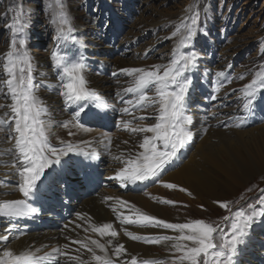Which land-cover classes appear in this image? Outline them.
Segmentation results:
<instances>
[{
  "label": "bare ground",
  "instance_id": "1",
  "mask_svg": "<svg viewBox=\"0 0 264 264\" xmlns=\"http://www.w3.org/2000/svg\"><path fill=\"white\" fill-rule=\"evenodd\" d=\"M192 2L193 0L189 3ZM187 7H185L186 11L180 14L186 23L191 20L190 10ZM176 14L173 10H161L157 12L155 23H153L161 24L163 23L161 21L174 17ZM63 20L60 19V25L66 32V36L62 38L65 61L71 64L84 58L86 69L82 75L85 77V87L95 94L94 99L85 105L86 113L74 119L72 115L74 107L67 106L66 98L60 94L65 90L61 87V83H68L70 78L63 73L62 67L60 69L55 67V62L49 64L41 60L37 64L34 68L36 76L33 84L39 107L46 109V113L42 111L40 117L44 122L43 131L51 145L63 148L66 144H71L74 146V151L65 157L60 165L54 164L47 169L42 181L38 183L39 188L42 183L55 178L56 183L52 191L40 195L38 199L27 201L26 205L5 207L7 201L25 198L16 186L20 179L16 175L18 167L12 166L17 163L18 156V153L14 152L15 137L8 139L11 132L2 128V125H5L4 121L10 119L11 108L8 106L13 103L11 98L5 95L8 89L3 80L7 79V76L2 77L0 94L6 102L3 101L4 104L0 105V129L5 134L3 138H0L2 145L0 146V178L4 176V180L0 179V236H6L8 239L0 240V261L4 264H8L9 261L12 264H81V262L100 264L94 259V252L95 255L111 261V264H130L133 257L136 260L147 258L152 264H168L162 256L163 253L155 252L152 247L154 244L143 240H132L125 233L131 232L146 238L173 237L172 240H162L157 245L171 253L179 252L184 255L183 251H177L172 247L175 243L192 246L190 241L174 239L182 233L178 230L154 227L150 222L139 221V216L150 215L170 223H192L197 220L194 214L203 212L195 205L205 203L215 207L216 201L231 199L235 193L227 192L235 191L238 185H242L253 174L264 170V124L245 130L239 126H235L236 129L233 126L232 129L226 125H210V122L199 127V123L194 121L187 105L184 114L191 119V123L186 121L185 129L191 132V136L187 139L185 147L166 165L160 177L143 182L137 181L135 184L131 181L122 184L113 177H116L117 172L122 168H132L141 164L143 162L141 153L147 150L140 145L146 136L155 135L152 132L135 133L132 129L135 122L146 120L145 122L149 123L148 119H154L155 124L158 123L157 115L160 109L157 112H150L136 103L140 91H144L148 96L149 86L153 85V89H156L158 85L149 84L146 89L127 92L125 90L128 88L136 89L137 82L145 73H124L121 70L152 71L153 66H159L160 75H162L163 70L173 60H178L183 55V46L180 45L175 49L172 59L167 61L160 59L152 65L144 61L147 54L144 49L141 51L142 55L138 62L128 64L119 56L100 58V53H97L95 57H90L85 54L83 36L79 31L80 24L78 23L79 27H76L73 33L67 34V25L61 23ZM69 36L74 39L68 38ZM0 52L3 55V63L0 65L5 74L4 65L7 62L8 51L0 50ZM65 61L61 60V63ZM221 66L223 68L216 71L206 69L202 79V89H207L211 98L219 96L218 93L223 94L222 91L219 92L221 83L229 78L227 61L222 60ZM221 72L224 73L223 76L219 75ZM259 85H264V78ZM198 93V91L195 92L194 96ZM128 100H132L133 104H127ZM146 102L142 103L146 104ZM125 107L129 108L131 114L123 111ZM68 121L71 123L67 128L59 124V122ZM98 125L106 130L99 129L101 127ZM12 128L14 132V121ZM113 128L122 132L111 135L108 130ZM197 131L204 134V137L195 143ZM162 146L163 141L156 142L157 150H162ZM83 163L98 167L100 171L101 185L94 195L88 196L86 192H83V186L89 178L80 179L77 175ZM61 167L64 169L63 173L56 175L57 169ZM64 179L70 180L72 190H76L75 193H64ZM166 183H173L179 187H160H166ZM145 185H149V190L158 194L139 192ZM84 188L88 190V187ZM169 191L171 193H165ZM78 193H82V196L77 202ZM83 193H85L84 196ZM73 194L76 197H72ZM164 199L177 201L178 205L170 206L164 202L167 201ZM200 207L202 208V205ZM32 208H36L37 211H31ZM59 208H66L72 213L71 217L60 221L59 215L54 212ZM9 211L20 214L12 217L4 215ZM255 216L254 231L250 232L246 243L242 246L236 258L237 264H264V218H262L264 210L257 212ZM129 217L139 222L129 224L126 222ZM105 223L113 225V230L117 232L116 237L101 235L94 231V228ZM93 240L104 244L105 248L101 250L95 247L91 244ZM74 241H83L88 247L73 243ZM118 244H123L126 252L116 255L114 250ZM89 247L93 249V252L88 251ZM5 251H11L13 256H4ZM17 256L21 257L19 261L16 260ZM181 263L190 264L188 260H181L178 257L177 264Z\"/></svg>",
  "mask_w": 264,
  "mask_h": 264
},
{
  "label": "rangeland",
  "instance_id": "2",
  "mask_svg": "<svg viewBox=\"0 0 264 264\" xmlns=\"http://www.w3.org/2000/svg\"><path fill=\"white\" fill-rule=\"evenodd\" d=\"M191 1L0 0V50L9 51L13 38L17 39V48H21L18 41L19 38H24L26 45L22 50L28 53L33 69L32 76L35 77L34 68L41 60L49 64L55 62L52 59L53 53L57 58L66 60L63 39L57 31L61 26L60 19L73 24L75 30L79 27L78 23L80 24L79 31L83 36L85 54L90 57H95L97 53H100V58L119 56L128 64L138 62L144 49L147 52L144 61L152 65L160 59H172L175 49L181 45L184 49L183 55L191 50L198 56L196 67H190L185 74H190L194 80V90L188 108L199 127L209 122L210 125L219 126L223 120L229 122L232 129L233 126L236 129L237 125L242 130L263 125L264 99L261 101V94L252 82L264 78V0H193L189 3ZM185 7L190 10L192 17L188 23L182 20V15L180 16L181 12L186 11ZM161 10H173L177 14L161 21V24H154L157 12ZM190 30L195 34L194 38L192 41H185ZM174 32L176 35L173 37ZM42 57L45 58L41 59ZM2 58L0 52V64L3 63ZM222 60L228 63L229 78L221 83L219 92L222 91L223 94L218 93L219 96L211 98L207 89H202V79L206 69H222ZM19 67L17 64V71ZM4 76L6 75L0 65L1 86ZM249 85L251 87H248ZM197 91L199 93L194 96ZM249 92L258 97L253 111L243 108ZM147 94L149 100L146 104L149 106L144 108L146 111L157 112L161 104L153 85L149 86ZM3 101L6 102L0 94V105L4 104ZM148 120L149 123H146V120L136 121L132 128L134 132L141 133L144 131L140 129L154 126L156 120ZM2 128L7 132L13 130L12 123L2 125ZM109 132L114 135L122 130L113 128ZM195 135V143L204 137V134L198 131ZM4 136L0 129V138ZM11 137L9 134L8 139H12ZM0 179L4 180V176ZM149 188L145 187L141 193L158 194ZM227 193H235L231 199L224 201L228 202V209L199 203L200 205L195 207L203 212L194 214L197 220L222 228L225 236L231 233L233 224L238 221L243 223L248 216L264 210V170L253 174L242 185H238L235 191ZM173 202L168 204L178 205L177 201ZM254 228L253 224L251 231H254ZM214 240L221 242L218 234H214ZM153 244L155 252L163 253V258H171L168 264H177L178 257L183 255L179 252L171 253L157 243ZM169 254L175 256H168Z\"/></svg>",
  "mask_w": 264,
  "mask_h": 264
},
{
  "label": "snow or ice",
  "instance_id": "3",
  "mask_svg": "<svg viewBox=\"0 0 264 264\" xmlns=\"http://www.w3.org/2000/svg\"><path fill=\"white\" fill-rule=\"evenodd\" d=\"M61 23L62 25H67V34L75 31L67 20H63ZM193 24L195 25V20H193ZM57 31L60 33V38L66 36L63 26L58 27ZM175 35L176 33L174 32L172 36L174 37ZM194 35L195 34L190 30L185 37V41H192ZM68 38L74 39V37L71 36ZM18 42L21 48H17V39L13 38L10 41V50L6 53L7 62L4 65V69L7 79H4L3 83H5L8 89L5 95L9 96L13 103L8 106L11 108L10 119L5 120L4 123L8 125H11L13 121L15 123V131L11 132L10 129V132L11 136L15 137L14 152H17L18 156L16 157L17 163L12 166L18 167L16 175L20 179L17 181L16 186L25 199L7 201L5 202V207H9L10 205H26L27 201L38 199L40 195L52 191L56 183L55 178L49 180L47 183H42L39 188L38 183L42 181V177L45 176L47 169L54 164L60 165L61 161L74 151V146L71 144H66L63 148H57L51 145L48 137L45 135L42 128L44 122L40 117L42 111L46 113V109H41L39 107L38 96L34 94L33 69L27 51L22 50L26 45V40L24 38H19ZM52 59L55 61V67L58 69L62 67L63 73L70 78L68 83H61V87L65 90L60 94L62 97L66 98L65 103L67 106L74 107L72 115L74 119H77L82 113H86L85 105L93 101L95 95L85 87L86 81L84 75H82V72L86 69L85 60L82 57L75 63L69 64L65 61L62 64V58L58 59L55 53H53ZM197 59V53L190 50L178 60H173L172 63L163 70L162 75H160L159 66H153L152 71H145L143 69L121 70L124 73H145L137 82L136 89L128 88L125 90L127 92L146 89L149 84L158 85L156 91L159 96L161 108L157 115L159 122L152 127L140 129V131L155 133L153 137L146 136L143 143L140 145V147L147 150L141 153L143 162L132 168H122L113 179L119 180L122 184L127 181H131L135 184L137 181L143 182L148 181L150 178L160 177L166 165L185 147L187 139L191 136V132L185 130L182 126V122L187 121L191 123V119L185 116L184 113L191 99L190 93L194 90V80L192 76L190 74L186 75L185 73L188 72L190 67H196L195 62ZM17 64L20 65L18 71ZM219 75L223 76L224 73L221 72ZM252 83L255 84L256 81ZM248 87H251V85ZM257 98L256 94L249 92L246 101L243 103V108L247 111H253ZM147 100H149V97L144 91H140L136 102L137 105L148 107L149 105L142 103ZM154 102L153 100V103ZM127 104H133V101L128 100ZM123 111L131 114L127 107H125ZM139 118L146 119L147 117ZM69 123H71V121L59 122L60 126L65 128L69 126ZM157 141H163L162 150H157ZM129 163H131V161H129ZM63 171V167L57 169L56 175L62 174ZM165 186L168 188L179 187L173 183H166ZM181 190L187 191L186 189ZM164 202L169 204L174 203L173 201ZM215 203L223 209L229 208L228 202L216 201ZM132 207L134 208L135 206ZM31 211L35 212L37 209L32 208ZM19 214L20 213L9 211L4 215L12 217ZM262 218H264V216H262ZM225 219L228 218L225 217ZM139 221L150 222L154 227L178 230L182 233L181 236L175 237L174 239L176 241H190L192 242V246L189 247L188 245L175 243L172 247L177 251H183L184 255H182L180 259H186L190 264H237L236 258L242 246L246 243V239L251 232L253 224L256 223V216L254 214L250 215L243 223L238 221L233 224L231 226L232 231L227 236H225L222 228L205 224L202 220H196L192 223H170L150 215H140ZM139 221L133 220L131 217L126 220L129 224L138 223ZM94 231L101 235L107 234L111 237L117 236V232L113 230V225L110 223H105L100 227L94 228ZM125 234L132 240H143L146 243H160L162 240L168 241L173 239V237L169 236L146 238L134 235L131 232H126ZM214 234L220 236V243L215 242ZM7 239L6 236H0V240L6 241ZM73 243L88 247L84 245L83 241H74ZM109 243H111V241H109ZM91 244L101 250L105 248V245L99 243V241L93 240ZM88 251L93 252V249L89 247ZM114 251L116 255H120L126 252V249L123 244H118ZM4 256L12 257L13 253L11 251H5ZM93 256L100 264H111V261L103 259L99 255H95L94 252ZM201 257H203L202 261ZM20 259V256L16 257L17 261ZM0 264H4V262L0 261ZM8 264H12V262L9 261ZM81 264H84V262H81ZM130 264H137L136 258H131Z\"/></svg>",
  "mask_w": 264,
  "mask_h": 264
}]
</instances>
